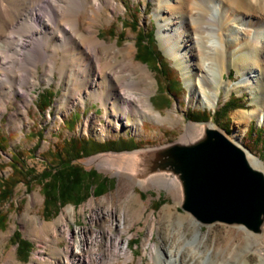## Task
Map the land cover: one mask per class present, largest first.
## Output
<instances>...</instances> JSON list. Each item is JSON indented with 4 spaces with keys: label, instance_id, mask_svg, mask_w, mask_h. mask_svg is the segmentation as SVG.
Listing matches in <instances>:
<instances>
[{
    "label": "rangeland",
    "instance_id": "obj_1",
    "mask_svg": "<svg viewBox=\"0 0 264 264\" xmlns=\"http://www.w3.org/2000/svg\"><path fill=\"white\" fill-rule=\"evenodd\" d=\"M5 1V6L10 4L7 10L11 13L5 10L3 15L7 22L14 23L19 20L14 16L16 10L30 3L33 7L41 4L38 0ZM61 1V5L67 3L66 6H71V0H59V3ZM88 2V12L80 15L79 28L85 34H97L98 39L110 49L125 51L129 45H133V65L145 68L149 72L148 78L153 82L151 88L147 87L151 106L163 116L176 113L182 120L177 123L168 120L158 122L147 116L139 119L130 114L128 120L119 122L118 126L116 115L92 96H85L84 103L79 102L75 106L71 102L65 104L67 79L70 78L75 85L79 67L76 66L70 76L63 74L65 79L61 77L60 67L68 62V58H64L59 46L51 43L54 37L51 32L48 33L42 27H38L41 38L32 40L33 50L30 54L18 47L19 39H22L19 29H15V33L7 29L4 33L10 38L3 41V49L0 50L5 62L0 65V136L6 138L5 150H0V163L5 165L0 170V180H7L16 174L12 167L13 156L18 160L14 165L18 167L19 175L11 198L0 199V264H69L75 252L77 231L86 229L87 235H92L93 231L103 233L111 229L110 224H114L112 233L120 234L128 240L132 254V259L120 256L112 264H149L151 249L145 248L147 240L164 250L178 244L182 236L186 237L182 242L186 264H202L207 259V264L258 263L260 258L255 251L264 249V228L263 234L258 236L263 238L256 241L257 235L248 234L238 225L199 224L180 208V193L178 195L177 191L167 186L166 181L156 179L149 185L140 183L124 174L126 171L121 165L126 167V160L118 157L123 153L178 141L191 123H211L232 139L237 132L235 140L264 164V122L259 123L256 114H252L254 111H264V68H261V88L253 94V90H256L254 86L241 83L244 72L248 74L253 68L251 58L247 57L248 52L237 58L229 57L224 63L223 82L218 84L217 102L212 106L202 105L198 101L191 104L190 90L186 86L182 69L164 52L159 41L153 0H114L117 4L115 11L112 5L108 6L101 1L99 6L103 10L93 23L88 17L96 3L95 0ZM239 8L249 16L256 15L246 3H240ZM41 13L48 15V9ZM58 20L64 19L60 16ZM131 22H135L138 29L141 28L153 39L152 46L161 53L167 76L164 77L154 66L137 59L138 30L129 27ZM20 29L25 30L26 27ZM121 32L123 35L119 38ZM27 35L30 41L31 35ZM145 38L148 40L146 35ZM47 45H51L53 50L57 49V58L42 57L47 56L42 50V46ZM250 47L245 46V49L249 51L252 49ZM123 54L119 55L120 59L125 58ZM48 79L52 81L48 83ZM172 86L173 91L169 89ZM144 87L141 83L140 90ZM45 90L52 92L53 102L49 108L41 111L38 108L39 94ZM231 95L242 100L239 107L223 119L215 118L214 113ZM119 111L116 109L115 113ZM192 112H204L208 118L206 121H194L188 116ZM133 125L138 131L133 129ZM257 132L259 138L255 135ZM71 139H74L75 144L72 146L76 147V151L79 148L82 150L85 145L91 147L79 153L80 159L75 162L88 171L94 169L106 177L108 189L101 196H94L90 192L81 204L68 203L57 209L51 206L47 212L43 185L38 178L43 171L54 168L65 158L71 147L68 144ZM108 142L115 143L106 145ZM102 157L105 158L101 161ZM108 157L112 161L107 163ZM109 213H112L113 218ZM120 218L124 219L123 230L118 225ZM65 229L71 232L73 240L66 239ZM16 232L32 243L27 262L19 258L18 245L11 241ZM197 234L199 237L193 247L198 255L194 257L190 254L193 247L186 243L195 239ZM106 241L107 237L103 234L95 249L97 253H104L108 259L107 255L112 257L110 255L114 247L108 249ZM261 251L264 253V250ZM103 264H108V261Z\"/></svg>",
    "mask_w": 264,
    "mask_h": 264
},
{
    "label": "bare ground",
    "instance_id": "obj_2",
    "mask_svg": "<svg viewBox=\"0 0 264 264\" xmlns=\"http://www.w3.org/2000/svg\"><path fill=\"white\" fill-rule=\"evenodd\" d=\"M38 1H41V4L37 7H33L34 5L30 3L20 10H16L14 16L19 20L14 23L7 22L5 15H3V11L6 10L7 12L10 4L5 6L6 1L0 0L2 7L0 13V50L3 49V41L10 38V36H5L4 33L7 29H11V32L14 33L16 32L15 29H19L22 39H19L18 47L26 54H30L33 50L32 40L41 38L39 26L48 33L51 32V35L54 36L51 43L54 46H59L64 58H68V62L60 67L61 77L65 79L63 74L70 76L75 72L76 66L79 67V76L74 80L75 85L72 84L70 78L67 79L68 83L64 95L65 104L71 102L75 106L79 102L84 103L85 96H92L101 101L107 110L116 115L115 121L118 126L119 122H126L130 114L139 119L147 116L158 122L168 120L170 123H177L182 120L176 113L163 116L151 106L149 88L153 86V82L148 78L149 72L145 68L133 65L131 58L133 45H129L125 51H119L118 48V50L110 49L109 46L106 47L98 39L97 34L91 35L89 32L85 34L79 28L80 15L87 13L89 9L90 3L88 0H71L70 7L66 6L67 3L61 5L63 1L59 3V0ZM101 1L108 6L112 5L113 9L117 6L114 0H95V8L88 17L91 23L95 21L96 17L100 16L99 13L103 10L99 6ZM153 1V14L157 21L159 41L164 52L174 59L182 69L186 86L190 90L189 100L191 104L198 101L202 105H214L218 99V84L223 82L224 63L227 58H237L239 55H246L247 52V57L251 58L253 68L248 74L244 72L241 83L254 86L256 90H253V94L257 93L261 88V85H259L262 74L261 68H264V0ZM240 3H246L250 10L255 11L256 15L249 16L245 11H240ZM46 9H48V15L42 14L41 11H46ZM8 12L11 13L10 10ZM60 16L65 21L58 20ZM24 26L26 29L21 30L20 28ZM27 34L31 35L30 41L27 40ZM245 46H251L252 49L247 51ZM18 47L16 46V50L19 51ZM42 50L47 53V56L42 57L57 58L58 56L57 49L53 50L51 45L42 46ZM120 54H123L125 58L120 59ZM259 58L262 60H259ZM4 63V57L0 54V65ZM51 81V79L47 80L48 83ZM141 83L145 87L140 90ZM116 109H120L122 112L115 113ZM252 114H256L259 123L264 122V111H254ZM105 116L109 119L108 113ZM214 127L215 125L211 123H191L179 141L192 143L204 134L206 128ZM133 129L138 131L135 125H133ZM236 136H238L237 132L233 134V139L231 138L235 142H237L235 140ZM131 153L121 154L118 158L126 160L127 166L121 165L122 168H125L126 172L124 174H128L139 181L135 175L131 174L138 172L136 168H133V165L139 160L138 158L142 153L141 151ZM104 158L102 157L100 160L102 161ZM118 158L117 160H119ZM248 158L254 168L264 171V164L258 158L251 153H248ZM106 160H108L107 163L112 161L110 158H106ZM112 164L115 166V163ZM158 175L161 177L155 178ZM156 179L166 181V185L174 189L175 192L177 191L178 195L180 193L181 197L182 188L178 179L167 173H154L139 182L149 185L157 181ZM109 216L113 218L112 213H109ZM118 225L123 230L125 227L123 218L119 219ZM113 226L114 224H110L111 229L103 233L93 231L92 235H87L86 229L77 231L75 252H73L74 256H71L72 259L69 264H103L106 261H108V264H112L120 256H124L128 260L132 259L131 251L128 248V240L123 239L120 234L112 233ZM243 229L246 231L245 228ZM65 230L66 239L73 240L71 232ZM246 232L250 235L253 234ZM103 234L107 237L106 246L108 249L114 247V251L110 255L112 257L109 258V255H107L108 259L104 253H97L95 249ZM262 234L263 232L255 236L256 241L263 238V236L258 238ZM198 237L199 234L186 244L193 247L196 245ZM185 239L186 237L182 236L178 244L164 250L159 249L147 240L145 248L150 247L151 249L149 264H186L182 246ZM261 250L264 249L261 248L255 251L260 258L256 264H264V253ZM190 254L194 257L198 255L194 247ZM69 257L68 255V259H70ZM207 261L208 259L201 263L207 264ZM238 264L250 263L247 261Z\"/></svg>",
    "mask_w": 264,
    "mask_h": 264
},
{
    "label": "water",
    "instance_id": "obj_3",
    "mask_svg": "<svg viewBox=\"0 0 264 264\" xmlns=\"http://www.w3.org/2000/svg\"><path fill=\"white\" fill-rule=\"evenodd\" d=\"M136 151L143 155L133 165L138 172L131 175L139 181L159 172L176 177L182 188L179 206L199 224L238 225L254 235L263 232L264 171L254 168L250 152L216 126L206 128L192 143L178 140Z\"/></svg>",
    "mask_w": 264,
    "mask_h": 264
},
{
    "label": "trees",
    "instance_id": "obj_4",
    "mask_svg": "<svg viewBox=\"0 0 264 264\" xmlns=\"http://www.w3.org/2000/svg\"><path fill=\"white\" fill-rule=\"evenodd\" d=\"M129 27L134 29V31L138 30L136 40L138 46L137 59L150 66H154L164 77L167 76L166 66L161 58V53L152 46L153 39H151L150 36L148 37L141 28L138 29V25L135 22H131ZM122 35L123 32L119 34V38H121ZM145 35L148 40H146ZM169 89L171 91L174 90L173 86ZM52 98V92L49 90H45V92L39 94L38 108L41 111H45L52 105ZM240 102H242L241 99L231 95L230 99L223 104L213 116L215 118L223 119L231 111L238 108ZM188 114V116L194 121H206L208 118L207 114L204 112H192ZM225 130L228 132L226 128ZM255 135L257 138L260 137L258 132L255 133ZM73 141L74 139H71L68 143L71 147L68 149L65 158L60 160L54 168H49L48 170L43 171L38 178L43 185L45 210L47 212L50 210L51 206L57 209L58 206L61 207L68 203H74L75 205L81 204L88 198L90 192H92L94 196H101L107 192L108 180L106 177L94 169L88 171L75 162L77 159H80V156H78L79 153H84L88 146L85 145L83 147L84 149L82 148L81 150V148H79L80 150L77 149L76 151V147H73L75 144ZM113 143L115 142H108V144H105L110 145ZM5 147L6 138L0 136V150L4 151ZM262 147L264 148V143H262ZM89 149H91V147ZM73 153H76V155ZM13 161L14 163L12 167L16 174L7 180H0V199L2 200H9L11 198L15 183L17 182L16 179H18V167L14 165L15 163H18V160L15 156H13ZM4 166V164L0 163V170L3 169ZM11 241L18 245L17 253L19 258H21L22 261L27 262L32 250V243L23 239L19 232L14 234Z\"/></svg>",
    "mask_w": 264,
    "mask_h": 264
}]
</instances>
